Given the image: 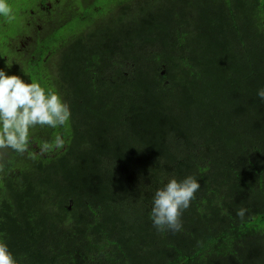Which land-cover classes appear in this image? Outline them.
I'll return each mask as SVG.
<instances>
[{"label":"trees","instance_id":"trees-1","mask_svg":"<svg viewBox=\"0 0 264 264\" xmlns=\"http://www.w3.org/2000/svg\"><path fill=\"white\" fill-rule=\"evenodd\" d=\"M6 2L0 69L71 111L32 129L24 155L0 153V242L16 264H264V0H58L78 14L62 38L83 43L13 73L12 41L45 11ZM188 176L201 187L181 230L158 231L155 192Z\"/></svg>","mask_w":264,"mask_h":264},{"label":"clouds","instance_id":"clouds-1","mask_svg":"<svg viewBox=\"0 0 264 264\" xmlns=\"http://www.w3.org/2000/svg\"><path fill=\"white\" fill-rule=\"evenodd\" d=\"M0 16L14 19L11 6L0 0ZM257 96L264 101V88ZM71 118L69 105L52 90H45L38 82H25L18 75H9L0 69V153L12 151L24 155L29 151L30 132L37 127L57 128ZM63 141L56 137L55 146ZM49 144L42 151L49 150ZM2 170V166H0ZM200 183L192 176L178 181L170 179L153 196L150 218L158 231L178 232L182 228L181 216L190 207L200 190ZM237 216L244 219L246 209L237 210ZM0 264H16L12 253L4 242H0Z\"/></svg>","mask_w":264,"mask_h":264},{"label":"flooded vegetation","instance_id":"flooded-vegetation-1","mask_svg":"<svg viewBox=\"0 0 264 264\" xmlns=\"http://www.w3.org/2000/svg\"><path fill=\"white\" fill-rule=\"evenodd\" d=\"M54 1L55 0H41L39 4H34L45 11V15H43V26L38 24L36 29V32L39 31L42 34L41 37L36 36V32H23V34H20V37L17 41H12V45L10 46L12 49L10 60L12 61L7 60V58L3 59V61L9 66V63L13 61L17 65L15 68L10 66L12 73L14 69L17 71L24 66L31 69L32 67L44 68L46 65H48L47 67H50L53 61V56L51 57V55L54 54L56 60L60 61L64 51L63 47H69L67 43L74 41H80L83 43V41H81L75 34L68 37L69 42H66L65 39L62 38L60 30L61 27L64 26L66 22H69L71 25H73L78 19V14L77 16L73 17V14L62 13L59 11V7L57 12L53 4L57 3L58 0L56 2ZM62 6H66V3L62 4ZM81 11L86 12L87 10ZM62 17H66L67 19L63 21ZM81 17L86 23L87 17H90V14H81ZM59 19H61V21H58ZM84 29L85 26L83 25V30ZM14 52L16 53L15 57ZM40 53L43 59L40 58ZM27 74H30L29 71H27Z\"/></svg>","mask_w":264,"mask_h":264},{"label":"rangeland","instance_id":"rangeland-1","mask_svg":"<svg viewBox=\"0 0 264 264\" xmlns=\"http://www.w3.org/2000/svg\"><path fill=\"white\" fill-rule=\"evenodd\" d=\"M20 48V47H19Z\"/></svg>","mask_w":264,"mask_h":264}]
</instances>
